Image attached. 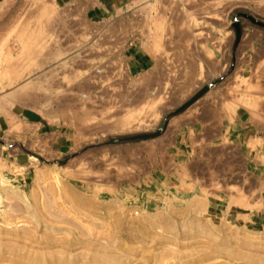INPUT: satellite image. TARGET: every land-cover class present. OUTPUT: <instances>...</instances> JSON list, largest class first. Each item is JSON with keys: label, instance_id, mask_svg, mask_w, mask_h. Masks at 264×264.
Here are the masks:
<instances>
[{"label": "rangeland", "instance_id": "374dc122", "mask_svg": "<svg viewBox=\"0 0 264 264\" xmlns=\"http://www.w3.org/2000/svg\"><path fill=\"white\" fill-rule=\"evenodd\" d=\"M130 42L149 69L128 72ZM246 111L264 112V0H126L96 21L0 0V264H264V140L229 126Z\"/></svg>", "mask_w": 264, "mask_h": 264}, {"label": "crops", "instance_id": "0c3cea01", "mask_svg": "<svg viewBox=\"0 0 264 264\" xmlns=\"http://www.w3.org/2000/svg\"><path fill=\"white\" fill-rule=\"evenodd\" d=\"M126 0H56L58 4L65 5L70 3L74 10L83 11L85 18L90 21H96L103 19L111 10H114L121 3ZM129 49V50H128ZM126 55V65L129 73L135 72L136 74L147 70L152 65V56L148 50H146L140 43L128 45ZM18 106V105H15ZM22 107V106H20ZM29 108L22 107L17 111H13L14 116L26 121L28 124L37 125V133L41 135V138H45V124L39 118L33 116ZM36 113V112H35ZM254 112L246 111L244 122L236 119L234 125L230 124V129H242L244 128V139L247 142L253 138V136L261 137L264 140V112H256V115L260 117V120L253 121ZM239 116V115H238ZM221 114H213L209 117H202L199 124H204V140L213 142L214 154L217 150V141L221 139L222 128H221ZM8 119L5 115L0 114V133L4 132L8 126ZM224 123V122H223ZM236 136H242L243 132L236 133ZM264 149V145L261 146ZM245 159L251 160L253 158V151L249 150L245 146Z\"/></svg>", "mask_w": 264, "mask_h": 264}, {"label": "bare ground", "instance_id": "6f19581e", "mask_svg": "<svg viewBox=\"0 0 264 264\" xmlns=\"http://www.w3.org/2000/svg\"><path fill=\"white\" fill-rule=\"evenodd\" d=\"M31 14V13H30ZM52 54V53H51ZM54 54V53H53ZM59 54L60 53H57L56 54V52H55V54L54 55H50L51 57V61L52 60H54L55 58H56V55H58L59 56ZM57 59V58H56ZM62 65H65L66 64V61H63L62 63H61ZM29 82H26V83H23L22 85H20V88H19V90H25V89H27L28 87H29ZM9 98V97H8ZM8 98L6 99V100H8ZM4 181V180H3ZM4 185V184H3Z\"/></svg>", "mask_w": 264, "mask_h": 264}]
</instances>
